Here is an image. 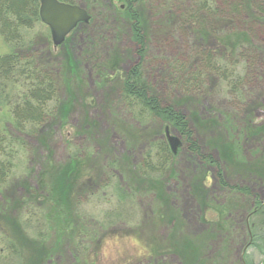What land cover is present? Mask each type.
Returning <instances> with one entry per match:
<instances>
[{"label": "rangeland", "instance_id": "374dc122", "mask_svg": "<svg viewBox=\"0 0 264 264\" xmlns=\"http://www.w3.org/2000/svg\"><path fill=\"white\" fill-rule=\"evenodd\" d=\"M95 12L90 11L91 19L76 26L64 44L56 48L43 23L30 31V35L43 40L49 35L50 48L58 55L51 62H55V69L60 65L59 83L64 87L69 83L76 95L67 120L58 130L49 127L41 145L28 138L19 140L25 143L24 150L17 146L10 179L0 187V209L7 201L5 221L15 220L19 230L16 226L7 228V223L0 220V264H206L213 260L222 234L230 242V247H225V264H260L264 260V60L262 66L256 63L248 69L255 79H247L246 75L249 83L240 89L241 94H236L234 110L233 105H226V101H232L228 94H222L218 78L203 77L198 84V80L191 81L194 85L189 88L184 79H179L183 71H172L181 62L185 67L193 62L191 71L196 72L201 58L195 60L197 46L189 42L190 33L185 34L180 27H152L159 14L154 9L148 20L144 76L155 93L172 100L182 97L181 109L190 114L193 140L201 156L193 155L189 142L166 126L179 142L172 151L165 127L160 128L154 119L140 118L137 123L116 102L121 94V77H116L119 73L107 75L106 85L101 81L100 73H112L110 66H115L116 61V68L126 70L139 58L122 22L109 20L104 24L103 14L96 17ZM190 28L196 33L202 31V26ZM10 50L0 37V54ZM68 50L77 62L76 80H69L61 69L62 54ZM103 63L106 70L95 69ZM194 116L196 122L192 121ZM10 120L7 108L0 106V126L9 127ZM76 128H81L82 133L76 135ZM66 130L74 137L72 146L89 147L88 160L81 166L75 184V188L81 187L75 195L78 201L66 213L70 221L78 223V229L92 232L88 233L91 240L86 245L85 259L76 261L75 237L69 228H65V235L59 234L56 215L64 218L65 214H56V205L54 214L49 212L54 217L49 222L51 231L44 225L48 187L66 162ZM162 142L169 146L173 158L161 183L158 177L137 174L134 166L143 162L148 152H156ZM26 145L34 150V158L28 159ZM41 152L49 157L50 164L42 179L34 167L35 157ZM110 161L119 170L114 177L109 171L102 174ZM101 181L107 185H100ZM36 184H41L40 189ZM112 186H119L122 192L130 189L134 197L121 202L117 195L121 193ZM26 187L30 188L27 195ZM26 204L33 206L30 213L29 209L25 211ZM251 213L254 215L248 219ZM244 218L245 225L241 223ZM100 223L104 230L98 229Z\"/></svg>", "mask_w": 264, "mask_h": 264}, {"label": "trees", "instance_id": "16d2710c", "mask_svg": "<svg viewBox=\"0 0 264 264\" xmlns=\"http://www.w3.org/2000/svg\"><path fill=\"white\" fill-rule=\"evenodd\" d=\"M63 1L79 4L88 13L95 10L94 15L96 17L103 14L104 24L109 23V20L116 23L122 22L120 25L122 24L129 33L130 40L136 47L135 54L139 60L126 70L116 68L118 65V61H116L115 66H110L112 73H108L110 70L107 71L104 68V63L95 66L98 71L102 68L106 70L103 72L104 74L100 73L101 81L106 85L109 82L107 75L119 73L120 75H116V77H121L120 80L118 79L121 94L117 96L118 101L116 102L120 103L123 110L128 111L127 113L123 112L134 118L137 123L140 118L154 119L157 120L160 128L167 126L181 134L185 141L189 142V149L195 156L200 157L201 151L197 142L193 140L194 130L191 127L190 114L187 115L181 109L182 97L172 100L169 96L164 97L155 94L144 76L143 61L148 42V20L153 16L154 9H158L159 14L152 27L159 29L160 27H173L174 30H177L176 27H180L185 34L190 33L188 39L191 45L197 46L195 60L198 62V59L201 58V65L196 72L191 71L195 66H191L193 62L188 63L186 67L181 62L179 68L172 69L178 74L183 71L178 76L180 80H185V87L190 88L194 85V83L191 84V81L196 82L198 80L196 83L198 84L200 78L207 79L214 76L218 78L220 86L221 84L223 86L222 94H228L232 101L229 103L226 101V105L230 107L233 105L235 110L237 108L236 94H241L240 89L243 88L244 84L249 83L245 79L246 75L247 79H255L248 73V69L253 65L255 66L256 63L263 65L264 0H96L95 3L88 0ZM115 1H118L119 4H116ZM38 6V0H0V37L11 49L0 54V106L6 107L11 117L9 127L0 126V187L10 179L12 161L14 156H17V146L20 145L23 148L25 145L22 141L19 142L20 138H28L41 145V139L48 135L49 127L53 126L57 130L61 128L70 111L72 112L75 101L76 94L72 93L69 83L66 82L65 87L59 83L57 71L60 70V65L56 69L52 67L55 62L52 63L51 61L53 58L56 61L58 55L50 48L49 35H46L45 40L39 36L30 35L34 26L40 23ZM92 6L97 9H92ZM211 24L214 25L213 29ZM190 26L194 28L202 26V31L196 33ZM62 56L61 69L68 74L69 80H72L73 77L76 80L78 77L75 76V74L77 75V62L73 52L68 50ZM190 59L192 58L190 57ZM193 76L194 79H192ZM77 84L80 85V79ZM179 92H184V90ZM195 117L192 118L193 122L197 121ZM231 119L233 123L236 122L233 118ZM247 123L249 124V122ZM76 130V135L82 133L80 132L81 128H76ZM64 137L67 140L66 162L59 167L58 173L56 172L48 187V202H46L48 206H46L44 225L46 229L51 231L49 222L54 217L50 213L54 214L53 205H56V214H65L64 218L56 215V222L59 223V226L56 225L59 234L62 232L65 235V228H69V233L75 237L73 247L76 251L74 250L73 259L76 261L78 258L85 259L86 257L85 249L91 240L88 235L91 230L86 232L78 229L76 227L78 223L70 221L66 213L67 211L70 212L71 205H75L74 201L76 203L78 201L75 200V195L79 191L81 192V187L80 189L79 187L75 188V184L81 166L88 160L89 147L87 145L82 146V144L72 146L74 137L71 138L68 130H66ZM80 139L85 140V137H80ZM25 149L28 159L34 158L32 147L26 145ZM37 150L39 151L38 148ZM155 151L145 154L144 161L140 164L137 163L134 168L137 174L143 177H158L162 183L167 177L166 169L173 158V154L169 146L163 142L158 145ZM37 154L34 163L35 173L42 179L50 167V164H47L49 157L44 156L42 152ZM201 161L204 162V159ZM209 161L213 162L212 160ZM105 166V171L102 174L106 171H109L112 177L118 174V167L113 161L108 162ZM217 175L220 176L219 170ZM36 185L40 189L41 184ZM100 185L105 186L107 184H103L101 181ZM112 187L116 189V193H121L117 194L121 202L134 197V193L130 189L126 188L127 191L122 192L119 186ZM26 188L27 195L30 188ZM253 202L256 203L254 200ZM5 203L7 201H3V209H0V220L7 223V228L16 226L19 230L15 220L5 221ZM25 209V211L29 209L30 211L27 213H30L33 206L26 204ZM253 215L251 213L247 218L249 219ZM78 218L80 219V216ZM241 223L246 224L245 218ZM98 229L104 230L101 223ZM90 234L92 235V232ZM87 235L88 240H86ZM57 236L60 235L57 234ZM225 237L226 235L222 234L220 243L219 241L216 242L217 246L213 251L215 253L212 255L214 258L212 261H206V264H225V247H230V242ZM252 239L250 237L249 243H252ZM218 246H220L219 249ZM38 260L40 261V259ZM260 264H264V260Z\"/></svg>", "mask_w": 264, "mask_h": 264}, {"label": "water", "instance_id": "95a60500", "mask_svg": "<svg viewBox=\"0 0 264 264\" xmlns=\"http://www.w3.org/2000/svg\"><path fill=\"white\" fill-rule=\"evenodd\" d=\"M38 15L40 21L50 30L53 46L60 45L65 37L74 29L78 23H87L89 14L77 5L60 0H38ZM165 135L172 151L178 146V139L169 134L167 127Z\"/></svg>", "mask_w": 264, "mask_h": 264}, {"label": "bare ground", "instance_id": "6f19581e", "mask_svg": "<svg viewBox=\"0 0 264 264\" xmlns=\"http://www.w3.org/2000/svg\"><path fill=\"white\" fill-rule=\"evenodd\" d=\"M155 94H157V92Z\"/></svg>", "mask_w": 264, "mask_h": 264}]
</instances>
